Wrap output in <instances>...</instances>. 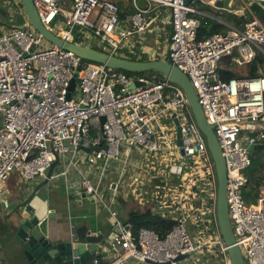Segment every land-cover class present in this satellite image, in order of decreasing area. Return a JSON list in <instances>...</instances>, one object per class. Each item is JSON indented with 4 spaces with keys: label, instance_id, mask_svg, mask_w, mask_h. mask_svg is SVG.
<instances>
[{
    "label": "built area",
    "instance_id": "built-area-1",
    "mask_svg": "<svg viewBox=\"0 0 264 264\" xmlns=\"http://www.w3.org/2000/svg\"><path fill=\"white\" fill-rule=\"evenodd\" d=\"M13 1L24 23L8 28L0 25L1 206L9 208L2 184L10 174L18 173L22 182L43 181L56 161L48 183H61L67 195L91 198L111 218L117 231L111 248L122 254L104 264H126L128 260L178 264L205 251L221 264H230L216 220L214 167L202 158L209 153L206 141L180 87L163 75L133 78L103 64L84 62L46 41L27 21L20 0ZM137 1L132 0L134 11L125 29L120 27L121 10L111 0L33 3L42 25L57 37L123 59L136 56L134 37L142 41L144 33H159L161 24L169 26L161 60L188 77L205 120L213 127L225 162L228 216L243 264H264V190L258 207L246 204L242 196L247 182L244 171L251 164L248 146L264 145V73L259 69L252 77L223 80L218 71L225 57L237 67L257 55L264 59V24L252 8L263 7L264 0H229L228 7L238 2L241 11L248 13L245 23L201 38L199 12L187 0H139L145 2L143 7ZM199 1L215 5L221 0ZM77 69L75 88L67 98ZM135 80L143 85L130 89ZM166 118L168 122H161ZM174 119L180 129V146ZM134 154L144 157L142 164ZM202 172L200 184L192 189L195 200H203L204 233H189L186 223L194 216L185 207V194H179L177 208L166 205L175 224L164 237L145 228L133 236L131 224L120 220L113 209L115 183L104 185L108 173L116 175L119 185L130 173H145L150 182L159 181L156 188L168 187L176 195L177 188L169 184L173 178L178 184L190 183L185 177ZM96 234L89 231L91 236ZM185 254L189 258L176 260ZM89 264L101 262L92 257Z\"/></svg>",
    "mask_w": 264,
    "mask_h": 264
},
{
    "label": "crops",
    "instance_id": "crops-1",
    "mask_svg": "<svg viewBox=\"0 0 264 264\" xmlns=\"http://www.w3.org/2000/svg\"><path fill=\"white\" fill-rule=\"evenodd\" d=\"M139 2H141V5L138 4L139 6H145V2ZM115 3L117 4L120 2ZM187 3L199 12V14H196L200 24L199 27L206 25L209 20L217 24H220L219 21H221L226 24L223 25L225 27H242L237 26L234 19H232L233 24H230L229 22L223 21L219 16L214 15L212 12H225L226 14L242 17L244 20H246L248 15L246 11H241L238 2H230L228 9L223 7L219 8L215 5H207L199 0H187ZM119 8L121 10L120 27L125 29L127 28L129 18L134 11L133 4L132 8L126 7L123 4L122 7ZM3 15H0V25L4 17ZM161 26L159 33H144L142 41L137 37L133 38V40L136 41L133 49L136 53L135 58H139L141 61H143L144 58H153L154 45H156V48L160 43L167 46L169 33L165 30H167L169 26L166 24H161ZM209 28L210 25L208 26V29ZM124 51L126 50L124 49ZM143 56L144 58L142 59ZM134 158L138 159L137 163H143V161H141V158H144L143 156L140 157L137 154H134ZM115 165L116 164L114 163L112 164V166ZM197 165L199 166L197 163L195 167ZM195 174L196 175L191 177H185V180L190 181V183L184 182L175 185L174 182L177 178H173L170 181V187H174L175 185L177 188L176 195L170 193L168 187L160 186L159 188H156L155 180L150 182L149 176L145 173H141L140 175L137 173H130V177L124 179L121 185L116 184L117 177L115 174L108 173L104 179V185L107 187L108 184L115 183L112 185V188H116V199L113 209L116 210L120 220L124 222H126L127 216L130 212L143 209L144 207H148L152 214L164 215L163 217L165 218H173V212L167 210L166 205L177 208V197L179 194H185V207L194 216L187 221V229L190 234L204 233L207 230V226L205 224L206 221H204V215H201L200 213V210L202 209L200 206L203 203V200L201 198L195 200V195L193 194L192 189L193 186L200 184L199 180L202 178L201 174H203V172ZM41 184L42 181L39 179L22 182L20 175L16 172L10 174L8 179L3 182L2 187L9 202V208L4 209L0 204V264H28L22 254L21 245L16 240V233L18 230L17 225L22 218L21 214L23 212V210L16 208L33 194L35 188H38V190L34 193L30 205L34 209L40 222L44 220L42 230L46 232L51 240L70 239L73 242L81 241L78 235V230L85 227L86 233L90 231L98 234L100 232L103 235V239L107 241L108 246L101 248L97 254V256H100L99 260L102 264L122 254L121 250L111 248V242L117 231L112 227L111 218L108 212L98 203L93 202L89 197L74 194L67 195L61 183H47L39 187ZM137 192H141L140 197ZM143 197H145L146 205L143 203ZM103 198L104 200H108L109 195L104 193ZM203 205V208L205 209L206 206L205 204ZM157 211L159 213H157ZM192 221L196 222V225L192 224ZM201 257L205 258V255H194L189 261L178 264H206L204 263L206 261L207 264H221L220 261L217 260L218 258L210 256L209 260L205 258L202 262ZM195 260L200 262L196 263ZM126 264L148 263H136L133 260H128Z\"/></svg>",
    "mask_w": 264,
    "mask_h": 264
},
{
    "label": "water",
    "instance_id": "water-1",
    "mask_svg": "<svg viewBox=\"0 0 264 264\" xmlns=\"http://www.w3.org/2000/svg\"><path fill=\"white\" fill-rule=\"evenodd\" d=\"M229 0L219 1L216 7L228 9ZM23 7L25 17L31 27H33L43 38L51 44L57 45L64 50L71 51L84 61L103 64L114 70H121L130 73H143L154 71L165 76L171 83L176 84L185 94L193 119L205 138L207 149L214 167L216 178V220L217 226L226 247L230 264H243V255L240 248L236 244L234 234L231 228L228 207L226 202V168L217 139L213 133V127L209 125L203 113L201 106L197 101V96L188 79V77L180 71L176 66L166 60L153 59L147 61H138L123 59L106 53L99 52L93 48L76 45L66 42L54 35L45 26L42 25L34 6L33 0H20ZM264 7V4L262 5ZM74 73L68 87L67 98H70V92L74 90L76 85L77 71ZM143 84L135 80L130 89L140 87ZM176 125V143L181 145L180 129L176 119L173 120ZM104 118H101V124ZM250 152L264 151V145L248 146ZM56 165L54 161L42 181V185L48 183V178ZM38 190L35 188L33 194L25 199L16 209L23 210L21 220L17 225L16 240L21 245L22 254L28 264H89L90 259L97 255L103 247H107V241L103 239V235L99 232L96 235L86 233L84 239L73 242L70 239L51 240L46 232L42 230L44 220L40 222L36 216L34 209L30 205V201L34 193ZM189 258L188 254L180 255L176 260L181 261ZM149 264H168L154 263L147 261Z\"/></svg>",
    "mask_w": 264,
    "mask_h": 264
},
{
    "label": "trees",
    "instance_id": "trees-1",
    "mask_svg": "<svg viewBox=\"0 0 264 264\" xmlns=\"http://www.w3.org/2000/svg\"><path fill=\"white\" fill-rule=\"evenodd\" d=\"M117 4L119 7H122V4ZM252 8L257 13L261 11V7L258 5H253ZM228 16L229 18L234 19L236 25L239 27H241L242 24H244L246 21L242 17H237L232 14H229ZM16 17L17 21L14 23L15 25H21L24 23V18L22 15L17 14ZM209 25L210 28L208 29ZM225 31V26L209 20L206 25L198 28V37H207L217 32L225 33ZM263 65L264 59L261 55H257L255 60L239 68L232 64V61L229 57H225L219 63L218 71L223 80H229L231 78H245L257 75L259 69L264 73ZM240 69L243 70V73L238 71ZM115 71L122 72L126 76L133 78L143 77L146 79H152L156 75H158L153 71L143 73H130L121 70ZM250 158L251 164L244 171V174L247 178V182L245 187L243 188L242 196L246 204L255 205L257 203V200L262 197L261 191L264 190V151L250 152ZM155 182L157 183L159 181ZM178 182V180H175V185H177ZM126 223L131 224V232L133 236L137 234L139 229L145 228L154 231L160 237H164L172 229L175 224V221L171 218H165L158 214H152L148 207H144L143 209L130 212L127 216ZM78 235L81 240L84 239L86 235V228L82 227L81 229H79ZM94 257L100 259V256L96 255Z\"/></svg>",
    "mask_w": 264,
    "mask_h": 264
},
{
    "label": "rangeland",
    "instance_id": "rangeland-1",
    "mask_svg": "<svg viewBox=\"0 0 264 264\" xmlns=\"http://www.w3.org/2000/svg\"><path fill=\"white\" fill-rule=\"evenodd\" d=\"M63 1L69 3V0H63ZM112 1L120 2L124 6L129 7V8H132V2H131V0H112ZM138 4L141 5V2H139V0H138ZM10 10H13L12 13L15 12V15L12 14ZM253 12L258 17V19L264 24V8L262 7L261 8V11L259 13H257L254 10H253ZM212 13L214 15H216V16H219L223 21L229 22L230 24H233L232 18H229V16H228L229 14H226L225 12H212ZM0 15H3L4 16L3 19H2V22H1V26L5 27V28H8V27H11V26H14L15 25L14 23L17 21V17H16L17 15H16V9H15L14 1L13 0H0ZM226 31H227V28H226ZM166 47L167 46H165L162 43L158 44V47L157 48H156V45H154L153 46V57L155 59H161V57L163 56V53L166 51ZM94 48L96 49V47H94ZM143 58H144V56L142 57V59ZM147 58H148V55H147ZM144 59H146V58H144ZM131 60H136V58L133 57ZM146 60H149V59H146ZM143 61H145V60H143ZM237 68H239V67H237ZM263 70H264V65H263ZM238 71L241 72V73H243V70H241V69L238 70ZM157 74L158 75L155 76L156 78L157 77H161V75L159 73H157ZM168 121H169V119H167V118L161 120V122H163V123L164 122H168ZM202 158H204V161H206L211 166V168L213 169L212 161H211V158H210L209 153L206 154L205 156H203ZM206 248L207 247H205V249ZM204 254H205V258H207L209 260L210 259L209 251L208 252H206V251L203 252L201 254V256H203ZM205 258L204 257H201V261L203 262V260H205Z\"/></svg>",
    "mask_w": 264,
    "mask_h": 264
},
{
    "label": "bare ground",
    "instance_id": "bare-ground-1",
    "mask_svg": "<svg viewBox=\"0 0 264 264\" xmlns=\"http://www.w3.org/2000/svg\"><path fill=\"white\" fill-rule=\"evenodd\" d=\"M197 164V163H196ZM199 166L197 165L196 168H198ZM253 207H258V204L253 205Z\"/></svg>",
    "mask_w": 264,
    "mask_h": 264
}]
</instances>
